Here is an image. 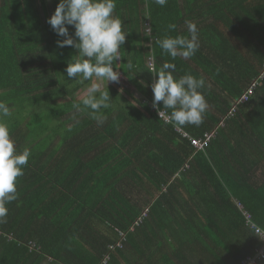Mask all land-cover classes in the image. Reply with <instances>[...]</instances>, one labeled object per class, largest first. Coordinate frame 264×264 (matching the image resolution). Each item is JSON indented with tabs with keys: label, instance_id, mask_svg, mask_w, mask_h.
I'll return each instance as SVG.
<instances>
[{
	"label": "trees",
	"instance_id": "1",
	"mask_svg": "<svg viewBox=\"0 0 264 264\" xmlns=\"http://www.w3.org/2000/svg\"><path fill=\"white\" fill-rule=\"evenodd\" d=\"M59 2L0 0V103L11 113L0 124L30 151L0 219V264H264L252 233L264 231V79L239 102L264 69V0H115L124 81L103 84L102 125L81 103L91 81L65 72L78 50L58 47L47 23ZM185 21L199 48L173 60L156 41L189 35ZM150 57L205 80L203 123L180 127L216 129L204 149L151 106Z\"/></svg>",
	"mask_w": 264,
	"mask_h": 264
},
{
	"label": "clouds",
	"instance_id": "2",
	"mask_svg": "<svg viewBox=\"0 0 264 264\" xmlns=\"http://www.w3.org/2000/svg\"><path fill=\"white\" fill-rule=\"evenodd\" d=\"M154 2L163 7L168 0ZM115 8V0H60L47 20L57 36L64 37L57 40L58 47L71 46L78 50V58L68 63L65 72L69 79L91 81L84 90L81 103L91 110L90 115L98 125L104 123V117L98 113L101 108L109 106L110 100L109 90H102L103 84L119 81L120 74L114 70L113 64L121 58L120 47L126 40L121 20L114 15ZM185 25L189 35L166 36L156 41L173 60L177 57L189 59L199 48L197 25L192 21H185ZM69 26L74 27V35L69 33ZM169 28L175 29L176 25L171 24ZM175 67L168 62L159 70L148 66L147 69L158 77L151 84L153 107L165 124L173 127L200 126L208 109V102L201 91L205 80L191 74L177 78L173 75ZM161 101L163 108L159 106ZM164 110H171L170 114ZM9 115V107L0 103V116ZM29 156L28 149L17 152L8 128L0 124V219L8 213L5 205L17 199L16 181L24 174L23 168L28 164ZM252 233L264 239V231L255 229Z\"/></svg>",
	"mask_w": 264,
	"mask_h": 264
},
{
	"label": "built area",
	"instance_id": "3",
	"mask_svg": "<svg viewBox=\"0 0 264 264\" xmlns=\"http://www.w3.org/2000/svg\"><path fill=\"white\" fill-rule=\"evenodd\" d=\"M151 59V66L154 68V61H153V58L150 57ZM264 79V69L262 70V72L253 80V83L251 84V86L248 88L247 91H245V93L242 95V97L239 99V102H244L246 101L249 96L251 94H253L255 88L260 84L261 80ZM151 106L153 107V102H151ZM154 108V107H153ZM160 108H162L160 106ZM156 113L158 114L156 108H154ZM166 112V114H170V111L169 110H164ZM159 116V115H158ZM176 129L179 131V132H183V134L187 137L190 138L191 140V143L197 148V149H204L208 144L209 142L212 140V138L215 137L216 135V129L213 130V131H207L203 137H193L191 136L188 132H184L182 128L180 127H176ZM247 217L250 218L251 216L249 214H247ZM264 257V246L263 248L260 250L259 254H258V258H263ZM255 259L254 257H249L245 262L244 264H255Z\"/></svg>",
	"mask_w": 264,
	"mask_h": 264
},
{
	"label": "rangeland",
	"instance_id": "4",
	"mask_svg": "<svg viewBox=\"0 0 264 264\" xmlns=\"http://www.w3.org/2000/svg\"><path fill=\"white\" fill-rule=\"evenodd\" d=\"M119 74H120V76H119V81H118V82H121V80L124 81V79H123V77H122V73L119 72ZM125 83L128 85L127 82H125Z\"/></svg>",
	"mask_w": 264,
	"mask_h": 264
}]
</instances>
